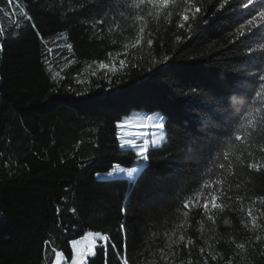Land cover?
<instances>
[{"label":"trees","instance_id":"1","mask_svg":"<svg viewBox=\"0 0 264 264\" xmlns=\"http://www.w3.org/2000/svg\"><path fill=\"white\" fill-rule=\"evenodd\" d=\"M136 3L0 0V264H51L46 240L70 261L86 231L111 237L88 264H264V168L247 167L264 164V122L248 144L225 142L261 106L264 27L237 29L264 0ZM132 110L160 114L166 140L134 182L95 179L135 163L116 128ZM206 179L223 210L209 197L208 214L185 217L183 201Z\"/></svg>","mask_w":264,"mask_h":264},{"label":"snow or ice","instance_id":"2","mask_svg":"<svg viewBox=\"0 0 264 264\" xmlns=\"http://www.w3.org/2000/svg\"><path fill=\"white\" fill-rule=\"evenodd\" d=\"M11 2V0H9ZM172 2V0H139V3L132 4L131 7L139 8L144 4L151 5L153 8H166ZM227 2V0H226ZM254 0H247V3L243 4L244 8H248L250 5H253ZM221 8L224 7L223 4L220 5ZM201 9L199 7L196 8V11L199 12ZM24 9H21L23 12ZM151 11H149V15H151ZM159 15V13H157ZM171 15V14H169ZM251 15V13H250ZM136 20H142L143 17L137 15L135 17ZM183 20H187V16L182 17ZM97 23H103L102 20L97 21ZM258 26L264 27V6L259 8V11L255 13V15H251V18L247 20L246 24H241L240 27L237 29V33L239 35H244L245 30L252 31L253 29H257ZM183 27V24L180 25ZM140 33L144 32V28L141 27L139 29ZM256 35H260L259 31L256 32ZM137 44L140 43L138 39L136 41ZM149 46L152 44V40L149 39L148 41ZM260 49H264V44L259 45ZM252 49L249 50L251 53ZM264 59V56L261 57ZM166 59V58H165ZM126 60H120L119 64L120 67L123 68L126 66ZM98 67L100 70H107L115 74L118 70L116 68L115 63L109 65L104 62H99ZM95 75V73H93ZM258 90L255 91V101L260 103V107L251 106L248 108L246 114L239 118L238 121H234V131L231 136H227L225 138V142L228 144V148L231 149L233 147L231 140L234 136L235 141L241 142L243 144H248L250 142V138L252 132L255 130L256 125L260 122H264V74L259 75ZM79 94V93H78ZM233 102H235V98H233ZM255 103V102H254ZM146 121L149 122V126H152L154 129H158V131H153L151 134V138H143L139 134H132L128 133L127 135L123 134V130L126 126H129L133 120L132 117H125L123 120H119L116 124L117 128V139L120 140L121 148H129L135 152V156L137 158V166L136 167H121L119 163H116L112 166L110 172L107 173L108 177H120L121 174L129 178L130 180L138 179V173H142L143 167L146 166V162L148 161V150L150 148H158L160 145L166 140V135L164 133L165 122L163 117L156 118L155 114L146 116L144 118ZM230 155L229 151H224V158L227 160ZM251 155V153H249ZM236 159L243 163L244 161L241 159L240 156H236ZM220 168H225L224 164H219ZM228 167H231L230 163ZM248 169L260 171L261 168H264V164L260 163H248ZM210 172L211 169H208ZM99 175V174H97ZM134 182V180H133ZM222 183V181H220ZM211 190V191H205ZM220 188L216 187V184L210 180H204L203 183L200 185V191L195 193V198L189 196L183 201V209L187 210L183 212L185 217L188 216L189 211L193 208H202L205 214H208L209 209V197L211 198V208L212 209H219L223 210V205L218 203V195L217 193L221 192ZM130 195V193L128 194ZM127 199V196H126ZM124 211V209H122ZM249 216L252 218L253 226H256V218L252 216L251 209H249ZM211 220L213 217L208 215L207 217ZM121 230L124 231V225L121 224ZM84 240H87L88 243L84 244L83 247L79 245L82 243L81 240H72L70 243L72 245V254L70 259V264H88V259L90 257H94L96 255V251L98 248H103L105 251V256H107V248L108 244L111 243V237L108 234H104L101 231H88L85 233ZM185 237L181 235L179 237L180 241H183ZM257 240H260V237L257 236ZM177 241H173L176 243ZM192 240L189 238L187 244H191ZM45 245L51 247V253L53 255V259L51 264H69L67 257L65 256L62 250L57 249L55 246L51 245L50 241H45ZM187 246V245H185ZM113 249H115L116 245L112 244ZM237 248L243 249V244H238ZM215 259V257H213ZM123 264H127V259L123 260ZM207 264V262H205Z\"/></svg>","mask_w":264,"mask_h":264},{"label":"rangeland","instance_id":"3","mask_svg":"<svg viewBox=\"0 0 264 264\" xmlns=\"http://www.w3.org/2000/svg\"><path fill=\"white\" fill-rule=\"evenodd\" d=\"M153 114H155L157 119L159 117H162L160 114H158L156 112H154V113H145L143 111H135V110L130 111V113L127 116H125V117H132L133 122L129 126H126L124 128L123 134L124 135H127L128 133H132L134 135L135 134H139L143 138L150 139L151 138V134L153 133V131H158V129H154L152 126H149V122L146 121L144 118L146 116L153 115ZM125 117H123V119ZM118 143H119V146L121 147L120 140H118ZM123 149H129V148L125 147ZM136 166H137V158L135 160V163L131 167H136ZM111 169L109 171H107V172H104V173H97L99 175L95 174V179H97V180H110V179H115V178H122V179H126L127 181H133L134 178H135L134 177L133 180H130L129 178H127L123 174H121L120 177H115V176L108 177L107 173L110 172ZM86 232H88V231H86ZM86 232H84V234L80 238L76 239V240H81L82 241V243L79 245L80 247H83L84 244L88 243L87 240L83 239V237H84ZM70 249H71V253H72V245H71V243H70ZM68 262L70 264V261H68Z\"/></svg>","mask_w":264,"mask_h":264}]
</instances>
